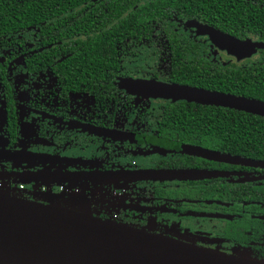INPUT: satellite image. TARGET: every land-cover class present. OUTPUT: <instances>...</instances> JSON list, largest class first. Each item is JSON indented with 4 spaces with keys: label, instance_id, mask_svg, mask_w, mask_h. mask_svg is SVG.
<instances>
[{
    "label": "flooded vegetation",
    "instance_id": "obj_1",
    "mask_svg": "<svg viewBox=\"0 0 264 264\" xmlns=\"http://www.w3.org/2000/svg\"><path fill=\"white\" fill-rule=\"evenodd\" d=\"M38 1L42 3L32 6L35 0H0V149L64 162L43 166L36 160H0V185L16 187L24 181L18 176L23 171H200L204 176L192 179L61 186L27 181L23 191L26 198L44 202L51 192L79 193L84 188L92 213L101 218L178 239L184 238L168 226L188 230L195 235L191 242L200 246L227 253L240 248L264 261V148L254 140L243 149H218L204 141L206 134L181 124L185 115L191 120L204 109H225L251 116L248 121L257 131L264 116L156 96L146 85L152 81L244 96L189 83L195 72L183 63L196 70L211 65L260 77L264 0H169L171 6H162L160 0H111L110 5L104 0H55L54 5ZM154 1L162 10L157 19L138 22L133 30L116 27L132 10H153ZM226 11L236 13L234 20L225 17ZM210 32L253 43L255 51H228ZM97 37L109 43V52L99 54L107 67L98 73L96 57L93 68L88 65L90 71L80 70L78 61V72L69 71L70 53L63 48ZM178 61L182 68L175 69ZM189 146L238 159H209L187 153ZM90 188L102 192L92 196Z\"/></svg>",
    "mask_w": 264,
    "mask_h": 264
},
{
    "label": "water",
    "instance_id": "obj_2",
    "mask_svg": "<svg viewBox=\"0 0 264 264\" xmlns=\"http://www.w3.org/2000/svg\"><path fill=\"white\" fill-rule=\"evenodd\" d=\"M209 33V32H208ZM214 42L228 51L254 52V44L231 35L210 32ZM155 84V85H154ZM156 96L229 107L264 116V101L256 98L192 88L177 84L146 82ZM154 85V86H153ZM187 153L209 159L236 162L238 158L219 151L189 146ZM0 160H36L40 165H58L64 160L0 149ZM196 170L107 173L85 171L22 172L27 181L70 184L108 183L127 179H192L202 177ZM3 176L4 172H0ZM30 182V183H31ZM29 183V182H28ZM64 192V191H62ZM0 264H264L242 249L232 253L200 246L195 242L94 215L82 196H63L61 191L44 202L26 198L17 187L0 185Z\"/></svg>",
    "mask_w": 264,
    "mask_h": 264
},
{
    "label": "trees",
    "instance_id": "obj_3",
    "mask_svg": "<svg viewBox=\"0 0 264 264\" xmlns=\"http://www.w3.org/2000/svg\"><path fill=\"white\" fill-rule=\"evenodd\" d=\"M84 1V0H82ZM89 1V0H87ZM111 4V0H104ZM158 2V1H157ZM161 5H170L169 0H160ZM158 2V3H160ZM42 2L35 0L32 6L41 4ZM57 1L55 0H44V4L54 5ZM82 3V2H74ZM176 6H179V2H173ZM227 4H236L226 1ZM89 4H94L91 2ZM253 4V3H252ZM156 2H153V10H148L145 6L132 10L131 13L125 17L119 18L118 22L115 24L116 27H122L124 30H133L138 22H144L148 18L157 19L159 14L162 13L161 8L157 9ZM171 6V5H170ZM225 17L229 20H234L233 15L236 14L233 11H226ZM226 19V20H227ZM66 45L64 53H70L66 58L67 62L71 64L68 65L69 71L78 72V62H81L80 70L90 71L88 65L93 68L92 62H96L100 66L96 71H100L107 67L105 65L106 61L103 59L100 53L109 52L107 46L109 43L106 40H100L97 37L95 40H85L79 45ZM79 46L81 49H79ZM59 47V46H58ZM56 47L55 49H57ZM184 50L180 52L183 54ZM112 53H115L113 49ZM100 58L101 61H100ZM106 59V58H105ZM82 60V61H81ZM104 64V65H101ZM262 65V64H261ZM259 64V66H261ZM264 68V65L261 66ZM182 68L179 61L175 64V69ZM183 68L193 69L195 74L191 76V80L188 81L192 84H199L208 88L220 89L222 91L231 92L234 94H240L247 97H255L264 100V72L260 77L251 76L246 70H234L233 68L220 69L219 67L203 65L202 68L196 70L190 63H183ZM254 68V66H253ZM252 68V69H253ZM212 69H214L212 71ZM95 71V70H93ZM230 72V73H229ZM100 77H103L100 74ZM97 79H101L97 77ZM220 112H212L211 109H204L200 113H195L192 115L191 120L186 119V115L182 118L181 124L189 126L196 133H204V141L212 144L215 148L224 149L226 151H234V149H243L250 144L251 141L261 144L264 148V125L258 123L262 129H255V124H250L248 121L251 116L247 114H240L236 111L225 110ZM180 115L179 113H177ZM176 114V115H177ZM188 123V124H185ZM256 133V134H255ZM256 137V138H253ZM261 142V143H260Z\"/></svg>",
    "mask_w": 264,
    "mask_h": 264
},
{
    "label": "rangeland",
    "instance_id": "obj_4",
    "mask_svg": "<svg viewBox=\"0 0 264 264\" xmlns=\"http://www.w3.org/2000/svg\"><path fill=\"white\" fill-rule=\"evenodd\" d=\"M16 187H18V185H16ZM51 189V188H50ZM25 191V190H24ZM24 191H22V193H24ZM100 192H102L101 190H99L98 188H90V190L88 191V193L89 194H91L92 196L94 195V194H96V193H100ZM52 194H58L59 192H51ZM61 195H63V196H74V197H76V196H82V197H85L86 196V190L83 188L82 190H81V192H79V193H74V192H70V191H64V192H62L61 191ZM168 225H161L160 227L162 228H167L168 229V227H169V229H170V231L171 232H175L176 234H178V236H180L181 238H184V239H187V240H195V235L194 234H192V233H190V232H188V230L187 231H185V232H183V231H176L177 230V228H174V227H171V226H168ZM235 249H239V248H234L233 249V251H235ZM250 254V253H249Z\"/></svg>",
    "mask_w": 264,
    "mask_h": 264
},
{
    "label": "built area",
    "instance_id": "obj_5",
    "mask_svg": "<svg viewBox=\"0 0 264 264\" xmlns=\"http://www.w3.org/2000/svg\"><path fill=\"white\" fill-rule=\"evenodd\" d=\"M24 187H25V185L23 183H20L17 188L19 190L23 191Z\"/></svg>",
    "mask_w": 264,
    "mask_h": 264
}]
</instances>
